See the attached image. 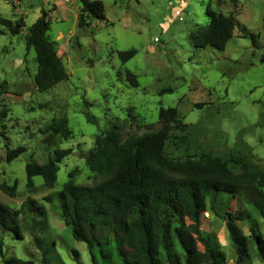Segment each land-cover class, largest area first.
I'll return each instance as SVG.
<instances>
[{
	"label": "rangeland",
	"instance_id": "rangeland-1",
	"mask_svg": "<svg viewBox=\"0 0 264 264\" xmlns=\"http://www.w3.org/2000/svg\"><path fill=\"white\" fill-rule=\"evenodd\" d=\"M98 1L104 19L78 28L79 0H0V18L24 24L17 35L0 24V109L7 110L0 120V186L16 184L12 196L0 189V203L18 210L30 198L42 212H31V218L19 215L20 239L11 231L0 233L4 257L36 264H44L43 259L47 264H91L86 244L72 237L57 195L69 175L77 185L103 180L89 170L85 158L96 135L112 123L120 125L123 139L142 136L160 128L161 107H174L179 123L172 124L165 142L168 158L208 154L226 161L234 173L243 164L264 170V0ZM207 8L235 20L223 51L197 49L189 42L196 24H206ZM42 11L68 80L38 92L33 84L35 53L26 50L24 35ZM127 50L136 54L122 62L118 52ZM128 71L136 76L137 87L126 80ZM167 88L172 91L161 93ZM62 117L71 137L55 136L54 145L46 146L41 130ZM18 147L25 151L7 162L6 148ZM68 148L72 153L60 162L52 188L40 176L27 185L28 161L42 164L55 149ZM214 206L216 214L207 207L201 216V233L227 264H235V251L218 215L242 210L243 205L238 196H224ZM253 218L264 236L262 220ZM241 226L249 235L250 222ZM248 255L246 264H264L253 245Z\"/></svg>",
	"mask_w": 264,
	"mask_h": 264
},
{
	"label": "trees",
	"instance_id": "trees-1",
	"mask_svg": "<svg viewBox=\"0 0 264 264\" xmlns=\"http://www.w3.org/2000/svg\"><path fill=\"white\" fill-rule=\"evenodd\" d=\"M79 2L78 28L104 19L101 1ZM205 14L206 24H196L188 34L189 42L197 49L212 47L223 51L233 36L235 20L210 8ZM0 24L12 35L19 34L24 26L3 18ZM48 32L49 21L42 11L24 35L26 50L32 49L35 53L33 84L38 92L68 80L62 58ZM252 42L255 45V41ZM135 54L136 50L118 52L122 62ZM125 74L130 85L137 87L136 76L129 71ZM3 84H0V95ZM171 91L167 88L161 93ZM6 117L7 110L0 109V120ZM158 118L160 128L142 136L129 135L123 139L122 128L117 123L97 134L85 161L90 171L104 176L103 180L92 186L77 185L69 175L58 192L60 209L72 237L86 244L91 264H227L200 230L202 214L207 207L216 214L214 205L224 196H238L243 205L242 210L218 215L235 251V264H246L251 245L264 260V236L253 218L257 215L264 224V170H250L243 164L241 171L234 173L226 161L208 154L170 159L164 148L172 124L179 123L178 111L174 107H161ZM88 120L94 122L93 118L88 117ZM41 133L46 135L43 141L48 147L54 145L55 136L68 139L72 135L66 117L52 120ZM24 151V147L6 148L5 159L10 162ZM71 153L70 148L55 149L42 164L28 161L25 165L27 185L31 187L32 178L40 176L44 185L52 188L60 162ZM0 189L12 196L16 184H2ZM31 212L42 213L30 198L18 210L0 203V233L11 231L20 239L18 217L25 213L31 218ZM241 222H250L249 235L244 233ZM2 245L0 239L2 264H36L15 256L4 257ZM43 263L47 264L44 259Z\"/></svg>",
	"mask_w": 264,
	"mask_h": 264
},
{
	"label": "built area",
	"instance_id": "built-area-1",
	"mask_svg": "<svg viewBox=\"0 0 264 264\" xmlns=\"http://www.w3.org/2000/svg\"><path fill=\"white\" fill-rule=\"evenodd\" d=\"M157 40V39H156ZM207 215V213H205Z\"/></svg>",
	"mask_w": 264,
	"mask_h": 264
}]
</instances>
